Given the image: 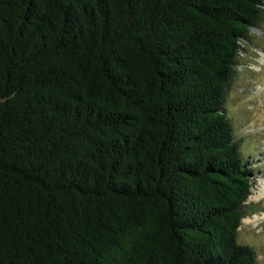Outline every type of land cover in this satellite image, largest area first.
Wrapping results in <instances>:
<instances>
[{
    "label": "trees",
    "instance_id": "trees-1",
    "mask_svg": "<svg viewBox=\"0 0 264 264\" xmlns=\"http://www.w3.org/2000/svg\"><path fill=\"white\" fill-rule=\"evenodd\" d=\"M264 0H0V264H257L225 112Z\"/></svg>",
    "mask_w": 264,
    "mask_h": 264
},
{
    "label": "rangeland",
    "instance_id": "rangeland-1",
    "mask_svg": "<svg viewBox=\"0 0 264 264\" xmlns=\"http://www.w3.org/2000/svg\"><path fill=\"white\" fill-rule=\"evenodd\" d=\"M234 74L226 90L225 112L235 130L239 150L253 169L252 186L245 200L248 221L241 219L237 240L253 247L257 264H264V194L255 199L264 179V19L252 27L237 57ZM256 214L255 222L249 221Z\"/></svg>",
    "mask_w": 264,
    "mask_h": 264
},
{
    "label": "bare ground",
    "instance_id": "bare-ground-1",
    "mask_svg": "<svg viewBox=\"0 0 264 264\" xmlns=\"http://www.w3.org/2000/svg\"><path fill=\"white\" fill-rule=\"evenodd\" d=\"M259 184L257 185V192H256V196L255 199L260 198L263 194H264V179L260 180V182H258ZM258 219V216L256 214H254L251 218L252 222H255ZM243 221H248V219L246 217L242 218Z\"/></svg>",
    "mask_w": 264,
    "mask_h": 264
}]
</instances>
